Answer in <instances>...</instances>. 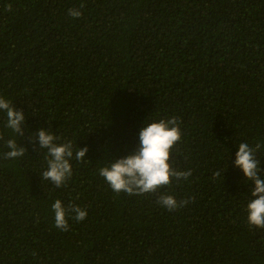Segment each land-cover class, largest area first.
Masks as SVG:
<instances>
[{"label": "trees", "instance_id": "1", "mask_svg": "<svg viewBox=\"0 0 264 264\" xmlns=\"http://www.w3.org/2000/svg\"><path fill=\"white\" fill-rule=\"evenodd\" d=\"M0 96L26 117L23 138L0 111V264H264L254 185L234 164L240 143L264 145V0H0ZM173 116L170 163L192 175L160 192L194 202L169 212L158 194L113 192L99 169ZM42 127L88 148L66 186L40 179ZM8 139L24 156L4 158ZM57 199L86 219L57 229Z\"/></svg>", "mask_w": 264, "mask_h": 264}, {"label": "clouds", "instance_id": "2", "mask_svg": "<svg viewBox=\"0 0 264 264\" xmlns=\"http://www.w3.org/2000/svg\"><path fill=\"white\" fill-rule=\"evenodd\" d=\"M11 10L9 5L8 11ZM69 15L79 18L82 12L80 9L71 8ZM0 111L6 113L5 127L24 138L26 117L23 110H17L10 101L0 96ZM181 138L180 121L175 116L145 123L139 131L138 148L126 157L112 160L110 165L100 168L99 175L117 194L121 192L129 196L158 194L156 203L162 208L169 212L182 208L194 202V197L178 201L174 195L160 192V189L171 186L173 180H187L192 175L191 170L180 171L170 163L171 154ZM3 139V135L0 134V140ZM59 139L43 127L31 136L33 144L38 142L40 152L46 150L44 157L47 169L39 174L40 179L50 182L56 188L66 186L67 181L72 177L70 161L75 159L82 162L88 152V148L83 147L78 148V151L74 153V147L70 141L58 143ZM5 144L9 149L3 154L5 159H16L27 152L26 148L19 146L15 139L6 140ZM262 147L264 145L260 143L251 147L247 142H242L238 146L234 161L235 166L242 170L246 181H251L254 185L251 190L253 198L248 202L246 211L248 225L258 229H264V177L261 176L260 161L256 157V153ZM226 170L227 168L219 169L213 173V176L223 177ZM52 210L55 227L64 232L69 230V217L77 222L87 217L86 209L71 203L65 206L59 199L52 204Z\"/></svg>", "mask_w": 264, "mask_h": 264}]
</instances>
